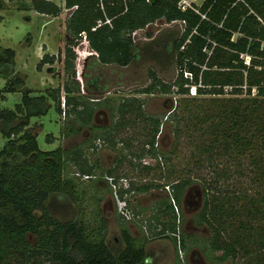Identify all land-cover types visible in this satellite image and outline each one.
<instances>
[{
  "label": "trees",
  "instance_id": "obj_1",
  "mask_svg": "<svg viewBox=\"0 0 264 264\" xmlns=\"http://www.w3.org/2000/svg\"><path fill=\"white\" fill-rule=\"evenodd\" d=\"M183 1L194 0H66L67 8L78 6L66 21L68 81L47 94L34 96L22 78L13 76L15 51L0 50V79L7 81L0 90V101L7 94L22 92V101L14 110H0V133L7 139L0 151V264H148L145 242L134 238L126 225L121 229L124 249L117 254L106 240L102 211L96 210L93 220L79 218L87 195L80 180L96 187L93 180L100 167L91 164L81 148L40 150L39 127L32 126L31 120L47 116L50 101L58 114L66 115L64 92L65 107L72 105L69 115L74 114L89 130H97L93 106L78 102L82 90L72 47L86 33L100 65L126 68L137 58L133 34L161 20L184 24L182 36L172 46L177 77L173 83H164L151 71V84L136 93L182 98L167 117L175 145L159 155L162 121L146 115L138 98L123 100L112 109L120 122L105 131L104 137L112 143V130L141 119L147 125V140L137 158L159 157L166 164L164 168L162 163L166 177L173 181L130 184L129 190L121 191L122 197L129 194L130 202L132 193L170 187L181 207L187 189L200 182L205 206L196 222L212 231V252L222 253L217 261L264 264V0H205L201 6L193 2L185 6ZM32 9L52 18L63 12L47 0H33ZM106 20H111V26L93 31ZM55 60L45 55L38 69ZM75 133L74 128L66 131L67 136ZM47 140L51 142L49 136ZM181 140L187 141L191 152L178 171L175 160ZM126 147L130 149L129 144ZM69 167L76 169V176H68ZM200 171L209 177L198 180L194 174ZM105 177L115 178L114 170H108ZM63 201L74 207L75 219L53 216L50 207ZM102 201L100 197L97 204ZM146 222L149 238H167L177 246L171 235L178 233V216L169 196L158 200ZM180 236L182 250H187V237Z\"/></svg>",
  "mask_w": 264,
  "mask_h": 264
},
{
  "label": "rangeland",
  "instance_id": "obj_2",
  "mask_svg": "<svg viewBox=\"0 0 264 264\" xmlns=\"http://www.w3.org/2000/svg\"><path fill=\"white\" fill-rule=\"evenodd\" d=\"M58 5L62 10L66 0H47ZM205 0L191 1L201 6ZM33 0H0V50L11 49L15 51L14 77L19 76L25 81V87L33 91L34 96L47 94L48 90L63 88L68 81V72L65 70V48L67 46L66 21L70 18L62 12L59 18H52L33 11ZM187 2L185 6H189ZM184 32L183 23L168 24L164 20L150 25L145 30L139 31L135 36L137 48L135 60L126 68L117 66H102L98 63L92 49L77 41L73 48L76 54L75 72L76 80L81 86L82 94L77 98L78 102H87L94 108L93 125L97 130H89L81 124L80 120L69 115L70 107H65L64 92L62 96V109L66 115L58 114L52 101V108L47 116L31 120V125L39 127L38 145L42 151H53L57 148L72 150L81 148L86 159L91 164H98L100 169L96 171V187L91 181L80 180L81 188L86 191L83 199L80 219L93 220L96 210L103 212L107 223L106 240L115 253L124 249L121 239L122 226L127 229L134 238L142 239L146 245L149 258L153 264H243L240 259L235 261L218 262L217 257L222 253H213L210 247L212 231L207 226L197 224V216L205 206V200L200 182L193 184L184 194L182 206H178L180 217L178 232L184 234L187 250L179 251L172 240L167 238H149L146 221L154 211V206L163 196H169L165 190L151 191L147 194L132 193L130 198V211L133 220L123 223L116 211L110 185L106 180V172L114 170L116 179H127L130 184H160L166 185L172 182V178L166 177L162 167L165 164L159 157L144 155L140 160L137 155L143 152V144L147 140V125L141 119L126 127L120 126L110 134L111 142L106 140L104 132L111 129L116 122H120L119 115L112 112L118 103L130 98H138L143 104V111L148 116L159 118L162 121L161 133L157 139V148L161 153L168 152L175 145L173 126L167 120L170 112L181 104V97L172 95L164 96L140 95L137 91L143 90L151 84L149 72H155L164 83H173L177 77V68L174 60L172 46ZM80 48L83 52L80 67L77 66L79 55L75 50ZM45 55L55 56L54 64H46L41 70L38 66ZM7 84L5 79H0V90ZM22 101V92L6 95L4 101H0V110H14ZM84 105L79 110H83ZM123 117V116H122ZM77 118V119H76ZM126 119L128 117H125ZM120 125V123H118ZM74 128L75 134L66 135V131ZM51 142H48L47 137ZM7 143V139L0 133V151ZM130 145V149L126 146ZM179 157L175 160L177 170L185 166L191 150L186 140L180 141ZM123 156L122 164L120 157ZM162 156V155H161ZM147 167L152 169H146ZM166 168V164L164 166ZM76 176V169L69 167L68 176ZM71 176V175H70ZM198 180L209 177L206 171L194 174ZM172 191V189H171ZM94 195V196H93ZM103 201L97 204L98 199ZM189 197V198H188ZM188 198V199H187ZM50 207L54 217L68 221L75 219L76 211L68 203L55 202ZM116 207V208H115ZM177 211V210H176ZM94 227V226H93ZM90 227L92 231L94 228ZM182 245V238L179 239ZM179 241V242H180ZM182 249V247H181Z\"/></svg>",
  "mask_w": 264,
  "mask_h": 264
},
{
  "label": "built area",
  "instance_id": "obj_3",
  "mask_svg": "<svg viewBox=\"0 0 264 264\" xmlns=\"http://www.w3.org/2000/svg\"><path fill=\"white\" fill-rule=\"evenodd\" d=\"M186 3H187L186 1H183L182 2L183 5H185ZM102 9H103V7H102ZM76 10H78V6H75V7H72V8H67L66 7V3H65L63 12L68 17H71V15L73 14V12H75ZM103 25H109V26H111V20H106L105 23H99L98 26L93 29V31L95 32L98 28H100ZM138 32L139 31H137V32H135L133 34V40H134V42H135V36L138 34ZM80 37H81V40H80L81 41V44L87 45V46L90 47V44H89V41H88V38H87V34L86 33H82ZM75 51L79 55L78 62H77V66L80 67L81 62H82V59H83V56H82L83 52H81L80 48H78ZM94 55H96V57H97V54L96 53H94ZM185 76L188 77V74H186ZM225 91L226 92H229V91H231V89L226 88ZM106 180H107V182L109 183V185L111 187L113 201H114V203H115V205L117 207V211H118L119 215L122 218H124V219H126L128 221H131L133 219V214H132V212L130 211V209L128 207L127 200L125 198H123L122 195H121V193H120V191H122V190L127 191V190L130 189V182H129V180H127V179H121V180L117 181L115 178H106ZM166 190L170 193V188L169 187H166ZM174 206H176V205L174 204ZM178 247H179V251L181 252L182 251V249H181V242H179V240H178Z\"/></svg>",
  "mask_w": 264,
  "mask_h": 264
},
{
  "label": "flooded vegetation",
  "instance_id": "obj_4",
  "mask_svg": "<svg viewBox=\"0 0 264 264\" xmlns=\"http://www.w3.org/2000/svg\"><path fill=\"white\" fill-rule=\"evenodd\" d=\"M94 56V55H93ZM106 178H109V177H106ZM119 180H121V178L120 179H118V181ZM111 188V187H110ZM170 188V187H169ZM166 189V188H165ZM112 191V190H111ZM124 191V190H123ZM120 193H121V191H120ZM134 194V193H133ZM121 195H122V193H121ZM127 195V196H126ZM169 195V197H170V199H171V202H172V204L174 203L176 206H174V204H173V206H174V208H175V212H176V214H177V216H178V213H179V208H178V204L176 203V201L174 200V197H173V191H171V188H170V193L168 194ZM128 197H130L129 196V194H125L124 195V197L123 198H125L126 200H127V202H128ZM189 198V197H188ZM187 198V199H188ZM130 206V204H129V202H128V207ZM116 208V207H115ZM129 209H130V207H129ZM177 210V211H176ZM116 211H117V208H116ZM119 215V214H118ZM120 216V215H119ZM121 217V216H120ZM150 217V216H149ZM122 218V217H121ZM124 219V218H123ZM180 217H178V224L180 223ZM124 220H126V219H124ZM133 220V219H132ZM126 221H128V220H126ZM129 222V221H128ZM146 224H147V222H146ZM173 238H176V240H177V246L174 244V246L176 247V248H178V240L179 239H181V236H180V233L178 232L177 234H172L171 235ZM180 241V240H179ZM173 242V241H172ZM181 242V241H180Z\"/></svg>",
  "mask_w": 264,
  "mask_h": 264
},
{
  "label": "crops",
  "instance_id": "obj_5",
  "mask_svg": "<svg viewBox=\"0 0 264 264\" xmlns=\"http://www.w3.org/2000/svg\"><path fill=\"white\" fill-rule=\"evenodd\" d=\"M151 259H152V258H148V261H147L148 264H153V262H152Z\"/></svg>",
  "mask_w": 264,
  "mask_h": 264
},
{
  "label": "water",
  "instance_id": "obj_6",
  "mask_svg": "<svg viewBox=\"0 0 264 264\" xmlns=\"http://www.w3.org/2000/svg\"><path fill=\"white\" fill-rule=\"evenodd\" d=\"M94 56H96V55H94Z\"/></svg>",
  "mask_w": 264,
  "mask_h": 264
}]
</instances>
